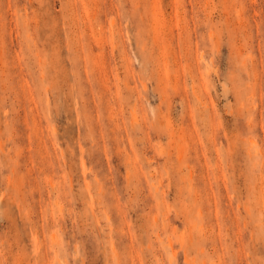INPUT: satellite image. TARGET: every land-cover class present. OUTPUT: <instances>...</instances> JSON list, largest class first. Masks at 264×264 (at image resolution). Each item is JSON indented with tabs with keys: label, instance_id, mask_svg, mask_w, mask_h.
<instances>
[{
	"label": "rangeland",
	"instance_id": "1",
	"mask_svg": "<svg viewBox=\"0 0 264 264\" xmlns=\"http://www.w3.org/2000/svg\"><path fill=\"white\" fill-rule=\"evenodd\" d=\"M0 264H264V0H0Z\"/></svg>",
	"mask_w": 264,
	"mask_h": 264
}]
</instances>
